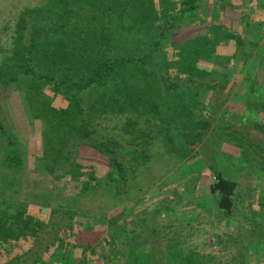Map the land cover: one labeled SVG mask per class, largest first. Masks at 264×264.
<instances>
[{
    "label": "trees",
    "instance_id": "trees-1",
    "mask_svg": "<svg viewBox=\"0 0 264 264\" xmlns=\"http://www.w3.org/2000/svg\"><path fill=\"white\" fill-rule=\"evenodd\" d=\"M152 1L50 0L39 10L24 12L18 26L21 44L14 56L0 67V87L15 86L21 97H25L27 106L32 107L30 114L41 123L43 150L42 156L35 160V169L49 173L55 180L77 178L82 184L78 200L94 191L99 181L96 171L79 161L80 146L85 145L108 160L110 171L104 181L110 188L108 191L125 204L136 201L159 183L144 180V175L152 172L157 157L163 156L161 161H166L167 157L172 161L168 173L173 174L165 175L164 181L177 182L183 173L179 169L180 172L177 170L174 174L175 170L194 154L192 147L207 138L205 148L214 163L209 168L215 174L209 192L218 201L219 216L227 219L236 208L237 174L264 171V143H253L237 131L239 125L255 122L251 128L264 134V123L260 119L261 116L264 119V83L259 84L257 75L246 82L242 95L243 117L235 118V122L226 111L221 118L219 152L212 149L214 140L208 135L217 111L205 96L217 97L218 92L231 96L233 93L232 87L228 89L227 85L229 67L249 58L250 53L242 54V50L256 48L257 42L264 38V0H165L160 2L161 11L154 9ZM211 7L219 9L223 22L206 18ZM152 8L154 10H150ZM152 17L157 23L163 21L154 30L150 29ZM233 23L240 30H234ZM198 29L206 32L208 40L223 43L236 50L235 53L229 52L230 57L208 56L201 44L204 39L197 38L199 41L192 40L189 47H185L187 44L181 46L183 51L177 62L173 59L174 62L168 63L162 59L161 50L173 33L189 30L191 35H197ZM206 66L208 72L203 70ZM169 71L176 75L170 77ZM182 73L187 74L186 82H183ZM190 91L194 94L193 100L187 96ZM49 93L60 98L67 109L51 110ZM106 93L107 100L104 99ZM86 97H89L91 109L86 107ZM95 116H103L108 121L110 116L117 119L123 116L125 121L120 129L124 135L132 136V140L125 143L114 137L99 139L93 128ZM118 126L113 129H119ZM229 129L235 132H228ZM0 136L8 144L6 165L18 174L25 169L26 159L19 151L15 136L8 134L1 120ZM156 141L161 144L157 149L165 153L156 151ZM225 144L238 149V156L222 152ZM231 166L239 173L228 170ZM88 171L89 176H85ZM160 173L163 171L157 174ZM21 205L12 202L9 209L16 212L17 217L29 215V207ZM62 210L51 209L46 219L41 217L43 215L36 217L38 224L31 229L35 243H26L27 249L19 254L10 248L4 250V255L0 256L5 259L4 264H47L58 255L55 248L69 249L71 256H75L79 245L69 243L67 238L76 225L87 231H94L95 225L103 226L100 222H107L110 230L118 226L112 220L114 217L106 214L97 220L80 223L79 211ZM261 213L264 216V212ZM125 217H128L125 227L135 226L134 239L151 240L155 254L148 253L147 246L135 249L127 255L124 264H163L164 259L170 264H213L212 259L202 261L196 253L182 254L174 247H169L170 251L163 256L159 248L168 240L164 231L148 222L145 216ZM28 220L32 223L30 217ZM138 226L142 230L139 231ZM122 230L123 236L127 234L126 229ZM111 238L107 235L98 246L93 247L91 243L80 250L84 255L90 252L98 257V248L105 250ZM64 256L61 264H71L72 261Z\"/></svg>",
    "mask_w": 264,
    "mask_h": 264
},
{
    "label": "rangeland",
    "instance_id": "rangeland-1",
    "mask_svg": "<svg viewBox=\"0 0 264 264\" xmlns=\"http://www.w3.org/2000/svg\"><path fill=\"white\" fill-rule=\"evenodd\" d=\"M49 1L0 0V67L14 56L19 44H21L18 26L22 14L28 10H39ZM161 1L165 0H154L151 3L157 11H161ZM208 12L207 19L218 20L219 23L224 21L219 9L211 7ZM162 23L163 21L157 23L152 17L150 29L154 30ZM232 26L234 30H240L234 23ZM198 30L199 34L197 35H191L189 30L173 33L169 38L170 41L161 50L162 59L168 60V63L174 62L173 59L177 62L179 53L181 50L183 51L181 46L187 44L185 47H189V42H193L192 40H195V43L199 41L197 38L204 39L201 44L204 45V49H207L206 55L208 56L215 54L230 57L229 52L236 51L231 47L224 46L223 43L219 44L212 39L208 40L206 32ZM252 39L255 40V38ZM248 52L251 55L249 58L240 60L241 62L238 65L231 64L229 67L227 85H229L228 89L232 87L233 93L231 96L226 92H218L217 97L213 94H206L205 96L209 98L213 110L217 111L212 118L211 129H208L209 138L214 140L212 149L217 152H219L217 145L222 143L218 139V124L221 118L225 117V112L227 111L229 117L233 118L235 122L237 121L235 118L243 117L245 108L242 95L245 93L246 82L248 83L257 75L259 84L264 83V38L257 42L256 48H244L242 50V54ZM203 70L209 71L207 66ZM168 75L173 77L176 73L170 72ZM180 75L183 77V82L188 80V78H185L187 74L182 73ZM248 77L250 78L248 79ZM40 92L46 91L40 90ZM187 94L190 100L194 99L193 92L190 91ZM48 95L51 97L49 103L51 110L62 112L67 109V105L60 98L53 96L52 93ZM212 96H215V98H212ZM104 97L106 100L109 99L107 93ZM85 99L87 100V109H91L92 105L88 103L89 97ZM27 104L25 97H21L15 86L6 89L0 87V120L3 122L8 134L15 136L17 143L20 145L21 150L19 149V151L26 159L25 169L22 168L18 174L9 170L6 165L9 151L8 144L0 136V256L4 255V250H7V248L18 254L22 251L25 252L27 249L25 244L35 243L36 240V237L33 236L34 231L31 230L38 224V220H35L36 217L39 218L40 215H43L41 217L46 219L51 209L61 210L63 208L62 211L68 209L79 211L78 221L80 223L97 220L98 217L106 214L109 218L114 217L112 220L118 223V226L110 230L107 222H100L103 226L95 225L94 231H87L76 225L73 234L69 237L66 236L69 243L79 245L80 249L83 248V245L91 243H94L92 244L93 247L98 246L107 235L111 236L112 240L110 239L108 246L104 247L105 250L102 249L101 251L98 248V257L92 256L90 252L84 255L83 249H77L75 258L74 254L71 256L69 249L64 251L55 248L54 252L57 250L58 255L50 259L47 264H61L64 255L72 261L71 264H93L92 262L97 264H124L130 252L145 246L148 247L146 248L149 251L148 253L155 254L154 244L151 240L148 238L134 239L133 230H135V226L127 225V228L125 227L128 221V217L125 216L129 215L145 216L148 222H153L154 225L159 226L164 231V234L168 236V240L163 242L159 248L160 251H163V256L168 254L171 247H174L182 254L194 252L202 261L212 259L213 264H264V222H262L264 216L261 213V211L264 212L263 170L244 171L240 176L237 174L239 188L238 195L235 197L236 208L231 217L223 219L219 216L216 197L211 196L209 192L215 174L209 168L214 163H212L205 148L207 138L204 139V142L192 147L194 154L175 170L174 174L177 173V170L178 173L180 171L183 173V177L178 181L176 180L177 182L168 183L164 181L165 175L170 176V173L173 174V172L168 173L172 167V161L168 160L167 156L166 161H161L164 158L163 156L157 157L152 165V172L147 173L146 176L144 175V180L151 183L159 181V183L145 194L143 193L136 201L134 200L135 202L130 201L125 204L117 200L114 194L108 191L110 188L104 181L106 174L110 171L108 160L84 145L78 148L80 151L79 161L83 166L93 168L99 177V181L94 191L88 194L87 197L83 196L78 200L77 197L81 192L82 184L77 178L55 180L49 173L35 169V160L42 156L43 134L41 123L33 117V114H30L32 107H28ZM91 112L93 111L91 110ZM94 115L95 112L93 117ZM109 118L110 121L103 116H95L93 119V128L97 130L99 139L114 137L125 143L131 141L132 136L124 135L123 129H120V125L124 124L125 118L123 116L119 119L115 116ZM260 119L264 123L262 116ZM253 123L255 122H251L250 125L246 126L239 125L237 131L238 133H244L251 142L263 144L264 134L258 129L251 128ZM117 125H119V129H113ZM234 130L229 129L227 131L233 132ZM159 142H155V145L158 144L156 145V151L159 154L165 153L163 149H157L161 145ZM222 152L233 156L239 154V150L229 144L224 145ZM89 170L91 172V169ZM143 170L146 172L147 167ZM228 170L239 173L232 166ZM160 171H163V173L157 174ZM90 172L84 173L85 176H89ZM12 202H15L16 205L28 206L29 215L22 216L21 214L18 216L19 218L15 216L17 213L11 211V208L9 209ZM19 209L21 210V208ZM28 217L32 219V223L28 220ZM138 223L142 226L140 220H138ZM121 228L126 229L127 234L124 233V236L121 233L123 231ZM138 230L140 231L142 228L138 226ZM150 232L148 228V233L150 234ZM16 233L18 234L16 235ZM16 237L19 240L16 241ZM257 252L263 256L258 257ZM7 254L12 255V253ZM137 256H139V253ZM3 260L5 261V259ZM3 260L0 258V264L5 263ZM163 264L170 263L167 259H164Z\"/></svg>",
    "mask_w": 264,
    "mask_h": 264
}]
</instances>
